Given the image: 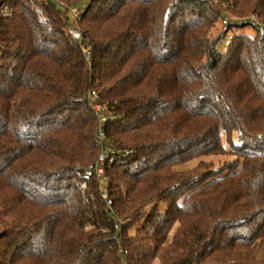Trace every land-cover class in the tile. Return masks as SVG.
Segmentation results:
<instances>
[{
    "label": "trees",
    "instance_id": "trees-1",
    "mask_svg": "<svg viewBox=\"0 0 264 264\" xmlns=\"http://www.w3.org/2000/svg\"><path fill=\"white\" fill-rule=\"evenodd\" d=\"M7 1L0 264H264V0Z\"/></svg>",
    "mask_w": 264,
    "mask_h": 264
},
{
    "label": "built area",
    "instance_id": "built-area-1",
    "mask_svg": "<svg viewBox=\"0 0 264 264\" xmlns=\"http://www.w3.org/2000/svg\"><path fill=\"white\" fill-rule=\"evenodd\" d=\"M60 5L65 6L69 12L73 15L74 18V24H75V19L76 17L82 13L85 9V5L84 4H80V5H73V6H66L65 3L59 2ZM34 11L37 14V18L39 21L41 22H46V16L38 9L35 8ZM13 16V11L11 9V7L8 4L7 0H0V19H9ZM228 22H234L236 25H241L244 24L246 22H249L253 25H258L259 21L256 20H245V21H241V20H223L224 24H227ZM69 34L72 36V38L75 41H80L81 39V34L80 31L77 27H70L68 30ZM85 58L88 59L89 55L85 54ZM87 99H88V103L91 107V109L93 110L95 117L97 119V123H98V128H97V143L99 144V146L101 147L102 151L100 152L97 162L94 165V170H95V174L98 178V181L101 183L104 179V172H103V164L105 162V160L107 159L108 155L105 151V149L107 148V144L105 142L106 137H105V132H104V126L106 124V122L108 120H111L113 118V116H109V114L107 113V111L105 110L104 106L97 100V96L95 94V92H88L86 95ZM111 161V159H109V162ZM101 196L104 199V201L106 202V204H108L110 206L111 204V200L107 198L106 194H103V192L101 191Z\"/></svg>",
    "mask_w": 264,
    "mask_h": 264
},
{
    "label": "rangeland",
    "instance_id": "rangeland-1",
    "mask_svg": "<svg viewBox=\"0 0 264 264\" xmlns=\"http://www.w3.org/2000/svg\"><path fill=\"white\" fill-rule=\"evenodd\" d=\"M85 2H86V0H85ZM85 2L82 1V2L77 3L76 5H80V4H84L85 5ZM213 2H214V4H218V5H221L223 7H225L227 5L226 3L232 4V1L231 0H229L228 2H226V0H213ZM33 9H35V8L33 7ZM69 15H70V18H73V15L72 14H69ZM224 19H226V20H232V21L233 20H235V21L236 20L245 21V20L252 19V20L259 21V23L257 25L258 27H260V28L261 27H264L262 21H260V19H258L255 15H252V14L246 15V17H244V16L243 17H237V16H234V15H231V14H226ZM223 20L220 23L217 24V26H218L217 29L218 28L221 29V30L225 29V27L227 26V24H224L223 23ZM238 31L241 32V33L249 34V35H252L254 33V30L251 27H247V26L244 27V28L239 29ZM214 32H215V30H214ZM216 32H217V30H216ZM230 33L231 32H228L226 34V37L225 38H227ZM230 159H231V157L229 155L208 156V157H204V158H200V159L199 158H195V159H192V160H189L187 162H184L182 164L177 165L175 167V169H177V170L190 169V168L195 167L199 162H204L206 165H211V166H215L216 167V166H221V164L223 162H225L227 160H230ZM103 172H104V168H103ZM96 178H97V176H96ZM103 179L104 180L101 183L98 181L99 182L100 192L102 191L103 194H106L107 198L110 199V196L108 195V182H107L108 179L106 178L105 175H104V178ZM111 204H112V202H111ZM111 204H110V206H111ZM106 205L108 207H110L108 204H106ZM113 210L114 209H112V212H114Z\"/></svg>",
    "mask_w": 264,
    "mask_h": 264
}]
</instances>
